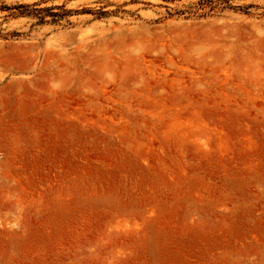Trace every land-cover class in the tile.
<instances>
[{
	"label": "rangeland",
	"instance_id": "rangeland-1",
	"mask_svg": "<svg viewBox=\"0 0 264 264\" xmlns=\"http://www.w3.org/2000/svg\"><path fill=\"white\" fill-rule=\"evenodd\" d=\"M0 264H264V0H0Z\"/></svg>",
	"mask_w": 264,
	"mask_h": 264
},
{
	"label": "trees",
	"instance_id": "trees-1",
	"mask_svg": "<svg viewBox=\"0 0 264 264\" xmlns=\"http://www.w3.org/2000/svg\"><path fill=\"white\" fill-rule=\"evenodd\" d=\"M18 8H22V6H18ZM34 10L37 11L36 9H34ZM41 11H42V10H38L37 12L40 13ZM37 12H36V13H37ZM67 13H69V12L64 11V14H67ZM50 16L56 17V16H58V15L51 14ZM59 17H60V15H59ZM40 20L42 21L43 18H40Z\"/></svg>",
	"mask_w": 264,
	"mask_h": 264
}]
</instances>
